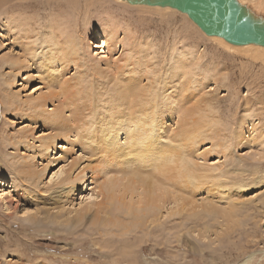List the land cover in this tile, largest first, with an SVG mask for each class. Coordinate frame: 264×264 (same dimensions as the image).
<instances>
[{
  "label": "rangeland",
  "instance_id": "1",
  "mask_svg": "<svg viewBox=\"0 0 264 264\" xmlns=\"http://www.w3.org/2000/svg\"><path fill=\"white\" fill-rule=\"evenodd\" d=\"M88 3L77 0L76 10L0 8V190L2 198L12 199L6 206L0 197V264H264V61L224 49L177 12L109 5L106 13ZM84 8L90 9L86 17ZM54 18L59 31L85 32L84 58L77 64L63 59L48 69L28 56V45L43 44L41 31ZM101 27L108 36L101 35ZM15 59L25 63L12 84L8 76ZM177 61L182 73L171 77ZM149 65L153 70L143 71ZM118 67L121 77L115 74ZM127 77L132 85L125 83ZM121 88L131 90L123 95ZM143 99L158 102L152 137L159 135L162 145L194 136L191 158L200 165L202 183L192 181L198 188L185 196L188 205L181 204V214L169 215L175 207L171 200L159 207L158 224L120 236L118 227H97L89 215L110 195L108 183L115 191L127 183L130 192V178L137 189V175L153 172L161 162L153 151L149 160L156 164L148 167L116 163L115 156L130 146L128 130L144 136L134 124L128 129L129 109ZM106 128H118L114 148L103 145L112 141L101 136ZM174 164L167 175L180 181L177 169L170 171ZM85 169L92 171L86 176L94 177L93 184L85 194L78 189L68 195L72 186L62 180ZM100 188L103 197L96 196ZM35 201L39 205L32 206ZM41 206L51 208L58 222L72 218L77 208L90 211L78 227L65 226L52 217L38 219L43 215L33 219ZM230 207L236 211L233 223L222 218Z\"/></svg>",
  "mask_w": 264,
  "mask_h": 264
},
{
  "label": "bare ground",
  "instance_id": "2",
  "mask_svg": "<svg viewBox=\"0 0 264 264\" xmlns=\"http://www.w3.org/2000/svg\"><path fill=\"white\" fill-rule=\"evenodd\" d=\"M236 2L240 6L245 7L247 9V11L254 18L259 19V20H264V0H236ZM89 3H88V6L94 7L97 11L103 10L105 12H106L107 7H108V9L110 8L109 5H116V6H120V7L127 6L128 8L151 9V10H158V11H162V12H177L181 16L185 17L192 25H194V28H196L200 32L201 35H203L205 38H207L211 41L216 42L217 44L222 46L224 49L229 50V51H234V52L238 51L241 53L249 54L250 56L254 57L255 59H259V60L264 61V47L263 46H260L257 44H252V43L251 44H245V45H233V44L226 42L223 38H221L219 36H208L192 20H190L185 13L179 12L176 9H173L170 7L148 6V5L140 4V3L132 4V1H129V0H89ZM57 5L58 6L59 5H65L67 8L69 7V8H73L76 10L77 9V0H0V8L7 7V9L12 8V9H18V10H31V9H41V8L45 9L48 6L51 8V7L57 6ZM58 6H57V8H58ZM88 11H90V9L84 8L83 14H85L84 15L85 17L88 16V15H86V13ZM57 23H58V20H56V18H54V20H52L51 23L47 24L46 29L45 30L43 29L41 31V35H44L45 38L42 39L41 42H43V44H41L40 47L33 46L30 44L28 45V47H30V49L28 51V54H29L28 56H31L33 58V61L36 63H39V65H42V63L45 64V65H42V67L45 66L48 69H50L49 67L51 65L58 63V62L62 61L63 59H65L64 63H66V65H68V64H73V63L77 64V62H75L76 60L84 58L83 57L84 54H81V51H82L81 50V42H82V38H83L82 37L83 33H85V32L80 31L79 29L76 30V27L73 29V31H69L65 27L64 32H62V31H59ZM103 23H106V22H103ZM110 23H112V22H110ZM82 24H84V23L82 22ZM103 26H104L103 29L106 28L108 30V33L112 30L111 26H108V25H103ZM89 29L91 30V28H89ZM100 29H101V31H100L101 35L108 36L107 34H104L102 27ZM114 29L115 28H113V30ZM90 30H87L86 32H90ZM115 31L116 30H114V32ZM36 32L38 33V30H36ZM25 33H27V31L24 32L22 34V36L25 37V35H26ZM90 33H92V32H90ZM115 35H116V33H115ZM76 36H77V38H75ZM113 37H115L114 34L112 35V38ZM102 40H103V38H102ZM79 41H80V44H79ZM113 41L115 42V38H113ZM103 44L105 45V41H102V45ZM42 46L44 47V49L41 52L36 54V52L39 51L42 48ZM31 53H32V55H31ZM25 60H26V58H25ZM130 61H132V60H130ZM13 62H15L13 64L16 68H14V71H11L9 73V76H8V79L11 80L12 84L15 83L14 82V80H16L15 78L19 77V71L20 70L22 71V69L24 68V63H25L24 61H22V63L18 64V59H15V61H13ZM143 63L145 64L144 61H143ZM143 63L141 62V63H137V64L139 66H142ZM171 63H173V62H171ZM17 65H19V66H17ZM182 67H183L182 61H177L176 65H174L173 68L171 67L172 70L170 72V76L176 77L174 75H178V70L180 71V74H181L182 70H183ZM30 69L31 68H29V71H30ZM113 69H114V66H113ZM15 70H17V72L13 74V72H15ZM147 70H153L152 66L151 65L147 66L143 71L147 72ZM115 71H116L115 74L120 76V77L124 73V72H120V73L118 72L119 67L116 68ZM128 72L129 73H127V74H129L131 77L134 78L133 72L132 71H128ZM143 74H146V73H143ZM184 75H185V73H184ZM150 77H152V76H150ZM108 78L110 80L109 76H108ZM111 79H112V77H111ZM131 79L132 78L127 77L126 78L127 81H125V83L131 84L130 83ZM10 80H8V82H10ZM165 80H168V79H165ZM59 82H61V81H59ZM78 82L76 84H78ZM116 82H117V80H116ZM157 82H159V81H157ZM181 82H183V81H181ZM58 84H60V83H58ZM180 86H182V84ZM130 90L131 89H129V88H127V89L121 88L120 92H121V94L124 95L125 93H127ZM113 92H116V91L113 90ZM113 92L111 91V93H113ZM116 94H117V92H116ZM110 96H111V94H110ZM53 98L55 99L56 97H53ZM147 98H148V96H147ZM35 100H37V99H35ZM131 100H130V102H131ZM145 101H147V102H145ZM141 102L142 103L139 102L138 104H132L130 107L131 110L129 109V113L131 114V117H130L131 121L129 122L128 129L132 128V125L134 124L133 127H135V130L140 132V133H144V136L133 131V130H128L127 134L130 137V146L127 148V153L125 155L121 154V155L115 156V159L118 160L116 163L117 164H125V165L144 164V165H147V167H148L149 164H156V163H153L154 160H151V161L149 160V157L152 155L151 152H153V151H158V154L156 156H153V158H156V160L159 162L161 160V162L159 165L154 166L153 172H148L143 177L140 174L137 175V179H136L137 189H136L135 178L134 177L130 178L129 183L132 186V189L130 192L126 191V189L128 188L127 183H124L123 190H121V191H115L116 186L111 182L108 183V186L107 187L105 186V187L108 188L107 190L110 192V195L106 196L107 199L104 196L106 199V200L104 199L105 201L102 200L98 203H95L94 206H96L95 207L96 209L93 211L92 215H89V217H91L93 219L92 223L94 225H97V227L98 226L104 227V226H106V224L113 225L114 227H118V229L120 230V236L130 234V233L135 232L137 229H140V228L144 232V231H146L145 229H148L149 226L151 227V225L158 224L159 218L161 216V214L159 213V210H158L159 207L163 206L165 208V205L169 204L171 202V200H172L173 205H175V207L173 209H170L169 215L181 214L183 212V205H184V207L188 205L187 201L185 200V196L187 194H190L191 192L194 193L197 191L198 186L193 185L192 181L194 179H197V178H198V181H201L202 177H203V175H201L202 174L201 168H199L200 165H198L197 162H194V160L191 158L192 154L195 151L194 145H193L194 136L193 135L181 136L178 139V142L176 144H173V145L164 144V145H162L161 144V138L159 135H158V138L152 137V134H153L152 133L153 132L152 131V123L157 122V120L159 118V117L157 118V116H156V114L158 113V109H157V107H158L157 103L158 102L154 103L155 101L153 102L151 99L150 100L149 99H145V100L143 99V100H141ZM132 103H133V101H132ZM156 105H157V107H156ZM128 106H130V104ZM61 107H62V105H61ZM58 109L60 110V107ZM115 113H117V112H115ZM184 113H186V112H184ZM134 114H137V116H134ZM110 120H112V122H113L114 118H111ZM109 123H110V121H109ZM110 125L112 127L114 126L111 123H110ZM110 125H108V126H110ZM106 126H107V124H106ZM117 129L118 128H116V130H114V131H116L115 133L113 130L111 131L108 128L103 129L101 131V136H103L104 138H106L108 135L110 137H112L111 142L110 141L104 142L103 145H105L108 148H114L117 145L116 143L118 142V137H119V131ZM139 145H141V148L138 147ZM145 151H147V152H145ZM161 155H162V157H161ZM178 159L180 160L179 162L177 161ZM173 162L175 164H174V166H171L170 171H174L175 169H177L178 178L180 181H178L177 179H173L169 175H167V170L169 169V165ZM33 170L35 172V168ZM91 172H92L91 170L85 169L79 175H77L75 177L65 176V178L62 180V183L67 184V185L69 184L72 186L71 189L68 190V195L72 194V192L74 193L75 191H78V189H80V190L82 189V193L85 194L88 187L91 184H93V182H94V177H91V176L87 177L86 176L87 173L91 174ZM169 172H168V174H169ZM169 180L172 182V185L177 184L178 185V186H176L177 189L179 191L181 190L183 192L178 193V191L176 192V191L172 190L171 186L169 184ZM201 183H202V181H201ZM205 189L207 190L208 186H206ZM100 195L101 196L103 195V191L101 188L96 193L97 197H99ZM65 196H67V194ZM0 197L1 198L3 197L1 190H0ZM2 199H3V201L6 202L5 203L6 206L12 205V199H9V200H6L5 198H2ZM43 201H42V203H43V205L45 204V207H46V205H49V203H50V200H47L46 198ZM65 201H67V200H65ZM68 201H70V200H68ZM194 202H197V200H194ZM181 204H183V205H181ZM212 204L213 203H210L207 206H211ZM31 205L37 206V205H39V202L38 201H35L33 203L31 202ZM79 206H81V204H79ZM94 206H92V207H94ZM56 207H58V206H56ZM50 210H51V208L45 209L41 206L39 209H36L35 215L33 216V219H37L38 215L39 216L43 215V218H38V219L46 220V219H50L52 217V218H54V221L57 222L59 225H65L66 226L70 222H74L75 227H78L79 224H81L83 222V220L86 218L87 212L90 211L87 208H80V210L78 208H77V210L73 209L75 211L74 212L75 215L72 218L68 217L64 221L58 222L57 219L55 218L56 214L51 213ZM116 211H119V212L117 213ZM209 212L213 213L211 210ZM228 212H229V214H224L222 216V218L226 221L231 220V223H233L235 221L234 218L236 216L235 208H233V210H231V207L228 208ZM194 213L195 212H192V214H194ZM119 214H122V218L119 217ZM214 215H216V214H214ZM123 221L124 222L126 221V222L123 223ZM123 251H124V249H123ZM129 254H131V253H129Z\"/></svg>",
  "mask_w": 264,
  "mask_h": 264
},
{
  "label": "water",
  "instance_id": "3",
  "mask_svg": "<svg viewBox=\"0 0 264 264\" xmlns=\"http://www.w3.org/2000/svg\"><path fill=\"white\" fill-rule=\"evenodd\" d=\"M132 4L170 7L185 13L206 35L233 45L264 47V20L254 18L236 0H129Z\"/></svg>",
  "mask_w": 264,
  "mask_h": 264
}]
</instances>
